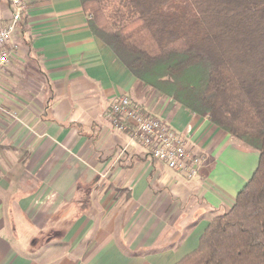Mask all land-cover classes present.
Wrapping results in <instances>:
<instances>
[{
    "label": "crops",
    "instance_id": "obj_1",
    "mask_svg": "<svg viewBox=\"0 0 264 264\" xmlns=\"http://www.w3.org/2000/svg\"><path fill=\"white\" fill-rule=\"evenodd\" d=\"M24 1L0 73V106L16 114L0 119V264L179 263L232 207L258 154L148 91L91 33L80 0ZM9 18L0 0V26ZM122 96L201 157L195 178L113 123Z\"/></svg>",
    "mask_w": 264,
    "mask_h": 264
},
{
    "label": "trees",
    "instance_id": "obj_2",
    "mask_svg": "<svg viewBox=\"0 0 264 264\" xmlns=\"http://www.w3.org/2000/svg\"><path fill=\"white\" fill-rule=\"evenodd\" d=\"M127 8L110 23L103 3ZM91 33L160 99L258 154L232 207L177 264H264V0H80Z\"/></svg>",
    "mask_w": 264,
    "mask_h": 264
},
{
    "label": "built area",
    "instance_id": "obj_3",
    "mask_svg": "<svg viewBox=\"0 0 264 264\" xmlns=\"http://www.w3.org/2000/svg\"><path fill=\"white\" fill-rule=\"evenodd\" d=\"M3 1L10 7V18L7 24L0 26V73L9 67L15 49L11 41L26 7L24 0ZM107 116L120 129L130 131L137 143L147 149L152 159L163 163L184 179L190 180L197 176L202 165L201 157L166 123L143 114L129 98L122 96L114 101Z\"/></svg>",
    "mask_w": 264,
    "mask_h": 264
},
{
    "label": "rangeland",
    "instance_id": "obj_4",
    "mask_svg": "<svg viewBox=\"0 0 264 264\" xmlns=\"http://www.w3.org/2000/svg\"><path fill=\"white\" fill-rule=\"evenodd\" d=\"M103 11L105 15L107 16L108 20L110 21V23L114 25L115 27H119L128 21L127 8L119 4L117 1H110V2L103 3ZM15 117H16V114L13 111L0 106V119H2V121H4V119L5 120L14 119ZM46 238H47L46 239L47 241H50L51 239L50 236ZM63 246H66V244H63Z\"/></svg>",
    "mask_w": 264,
    "mask_h": 264
}]
</instances>
